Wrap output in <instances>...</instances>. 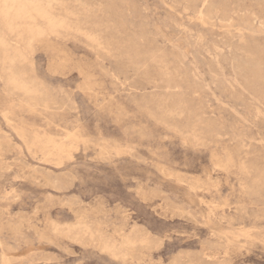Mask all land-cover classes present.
<instances>
[{"label":"rangeland","instance_id":"rangeland-1","mask_svg":"<svg viewBox=\"0 0 264 264\" xmlns=\"http://www.w3.org/2000/svg\"><path fill=\"white\" fill-rule=\"evenodd\" d=\"M41 8L0 18V264H264V0Z\"/></svg>","mask_w":264,"mask_h":264},{"label":"bare ground","instance_id":"bare-ground-1","mask_svg":"<svg viewBox=\"0 0 264 264\" xmlns=\"http://www.w3.org/2000/svg\"><path fill=\"white\" fill-rule=\"evenodd\" d=\"M42 0H0V18L4 20L11 19L17 23L26 18H31V15L36 12L38 15L44 14V10L41 8ZM57 4V3H56ZM33 12V13H32ZM32 13V14H31ZM245 14V13H244ZM199 16V15H198ZM244 16V15H243ZM233 18V17H232ZM208 21V20H207ZM238 21V20H237ZM10 22V21H9ZM245 26V25H244ZM246 28V27H245ZM250 28V27H249ZM17 29V28H16ZM22 30V29H21ZM10 31V30H9ZM244 31V30H243ZM248 64V63H247ZM17 88L25 89V86L15 84ZM16 88V87H15ZM33 88V87H32ZM28 94V93H27ZM17 95V94H16ZM30 95V94H29ZM28 109V108H27ZM45 110V109H44ZM7 115V114H6ZM11 116V115H10ZM51 124V123H50ZM54 126V125H53ZM56 127V126H55ZM12 128V127H11ZM39 129V128H38ZM56 129V128H55ZM39 132V131H38ZM34 134V133H33ZM68 134V133H67ZM44 135V134H43ZM70 135V134H69ZM38 137V136H37ZM32 138V137H31ZM24 139V137H23ZM30 139V138H29ZM36 139V138H35ZM40 139V138H39ZM42 139V138H41ZM48 140V138L45 137ZM46 140V141H47ZM50 140V139H49ZM67 140V139H66ZM38 141V140H37ZM41 141V140H40ZM45 141V140H44ZM45 141V142H46ZM48 143V142H47ZM65 143V142H64ZM59 144V143H58ZM60 145V144H59ZM68 145V144H67ZM31 146V145H30ZM43 148V147H42ZM40 148V149H42ZM36 149V148H35ZM56 149V147L54 148ZM63 147H57L58 151H63ZM38 151V150H37ZM51 151V149H50ZM35 153V152H34ZM240 154V153H239ZM73 158V157H72ZM247 162V161H246ZM241 169V168H240ZM254 170V169H253ZM243 172V171H242ZM246 173V171H245ZM243 174V173H242ZM252 175V174H251ZM249 176V175H248ZM244 177V176H243ZM257 180V179H256ZM250 181V180H249ZM263 184V182H262ZM257 187V186H256ZM262 187V186H261ZM256 191V190H255ZM250 192V191H249ZM252 193V192H251ZM254 193V192H253ZM261 195V193H260ZM255 197V196H254ZM249 232V231H248ZM237 236V235H236ZM245 236V235H243ZM251 237V236H250ZM114 243V242H113ZM146 246V245H145ZM220 246V245H219ZM109 247V246H108ZM110 249V248H108ZM116 249V248H115ZM216 250V249H215ZM225 250V249H224ZM110 252V251H109ZM120 255V254H119ZM128 256V255H127ZM4 258V257H3ZM222 258V257H221ZM224 258V257H223ZM1 260V259H0ZM229 260V259H228ZM2 261V260H1ZM10 261V260H9ZM213 262V261H212ZM202 264V263H201Z\"/></svg>","mask_w":264,"mask_h":264}]
</instances>
